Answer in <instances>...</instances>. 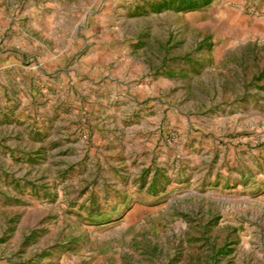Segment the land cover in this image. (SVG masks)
I'll use <instances>...</instances> for the list:
<instances>
[{"label":"rangeland","instance_id":"1","mask_svg":"<svg viewBox=\"0 0 264 264\" xmlns=\"http://www.w3.org/2000/svg\"><path fill=\"white\" fill-rule=\"evenodd\" d=\"M0 0V264H264V0Z\"/></svg>","mask_w":264,"mask_h":264},{"label":"trees","instance_id":"2","mask_svg":"<svg viewBox=\"0 0 264 264\" xmlns=\"http://www.w3.org/2000/svg\"><path fill=\"white\" fill-rule=\"evenodd\" d=\"M209 3V0H205L204 5H207Z\"/></svg>","mask_w":264,"mask_h":264}]
</instances>
